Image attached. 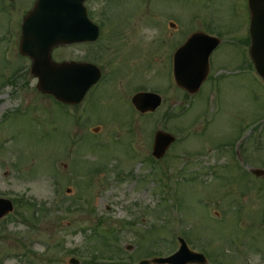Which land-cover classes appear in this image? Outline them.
I'll list each match as a JSON object with an SVG mask.
<instances>
[{
    "label": "rangeland",
    "instance_id": "374dc122",
    "mask_svg": "<svg viewBox=\"0 0 264 264\" xmlns=\"http://www.w3.org/2000/svg\"><path fill=\"white\" fill-rule=\"evenodd\" d=\"M33 1L8 7L0 0V197L24 198L0 220V264H82L118 248L125 263L139 264L177 251L178 237L218 257L216 264H264V186L243 176L230 149L243 127L249 140L258 133L247 162L264 168V81L237 66L247 54L242 35L223 36L212 54L217 82L189 98L169 88L180 45L197 31H244L246 0H90L94 17H104L99 45L53 53L54 60H87L104 71L75 109L41 94L30 61L13 51L10 19H22ZM146 90L163 104L141 116L132 98ZM159 129L177 142L154 165ZM167 203H180L178 214ZM106 233L118 244L100 241Z\"/></svg>",
    "mask_w": 264,
    "mask_h": 264
},
{
    "label": "water",
    "instance_id": "95a60500",
    "mask_svg": "<svg viewBox=\"0 0 264 264\" xmlns=\"http://www.w3.org/2000/svg\"><path fill=\"white\" fill-rule=\"evenodd\" d=\"M75 0H38L34 9L25 19L20 51L24 56L33 60L32 74L38 78V90L44 94L53 95L58 101L66 104L79 103L89 89L101 78V71L93 65L82 64H55L51 60L53 48L83 41H94L97 36L88 38L71 37L66 29L67 11L70 3ZM82 0L81 2H84ZM261 6H252L253 26L256 25V13ZM258 11V12H257ZM46 27L35 29L34 26ZM88 26L89 32L94 29ZM37 32V33H36ZM97 33V30H95ZM41 34L42 36H36ZM252 58L259 73L264 77V27L252 29ZM199 36H193L181 49L180 55L185 56L183 70L176 69L179 85L190 93H196L208 73V59L218 45V41L200 45ZM178 56V55H177ZM176 56V58H177ZM197 58L201 69H196L199 64L193 62ZM178 68V67H176ZM205 73V75H203ZM152 100V102L150 101ZM136 107L142 111H155L161 104V99L155 95L140 94L133 99ZM175 141L174 137L164 132L156 134L154 143V156L162 158L169 146ZM13 211L11 202L0 200V219ZM181 250L174 256L166 259L145 261L141 264H206L203 256L189 251L183 241Z\"/></svg>",
    "mask_w": 264,
    "mask_h": 264
},
{
    "label": "flooded vegetation",
    "instance_id": "af4514ba",
    "mask_svg": "<svg viewBox=\"0 0 264 264\" xmlns=\"http://www.w3.org/2000/svg\"><path fill=\"white\" fill-rule=\"evenodd\" d=\"M249 25H250V22H249V24H248V28H246V30H244V31H242V33H244L245 35H248L249 34ZM176 26L174 25V28H175ZM176 28H178V26L176 27ZM237 35L238 34H241L239 31L238 32H235ZM69 61H73V59H69ZM243 62L240 64V66L239 67H244V66H247V61H246V59L244 60H242ZM85 62H87V60H85ZM246 153V156H247V151L245 152ZM247 160H248V157H247Z\"/></svg>",
    "mask_w": 264,
    "mask_h": 264
},
{
    "label": "trees",
    "instance_id": "16d2710c",
    "mask_svg": "<svg viewBox=\"0 0 264 264\" xmlns=\"http://www.w3.org/2000/svg\"><path fill=\"white\" fill-rule=\"evenodd\" d=\"M106 235H109V234H108V233H106V234L104 235V236H105V239H104V238H102V241H103V242H104V241H106V242L108 241V240H107V236H106ZM109 236H110V235H109ZM115 236H116L115 234H114V236L111 234V236H110V237H114V239H115V238H116ZM116 252H117V251H113V252H112V254H111V256H109V257H110V258H113V257L116 255ZM103 256H104V255H103ZM104 257H105V256H104Z\"/></svg>",
    "mask_w": 264,
    "mask_h": 264
}]
</instances>
